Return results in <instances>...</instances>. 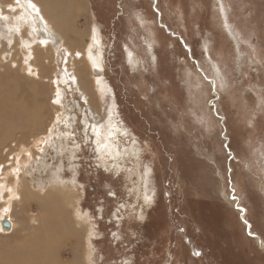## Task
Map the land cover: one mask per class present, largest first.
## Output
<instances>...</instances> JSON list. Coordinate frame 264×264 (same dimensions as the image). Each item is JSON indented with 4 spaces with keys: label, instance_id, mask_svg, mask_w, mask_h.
<instances>
[{
    "label": "rangeland",
    "instance_id": "rangeland-1",
    "mask_svg": "<svg viewBox=\"0 0 264 264\" xmlns=\"http://www.w3.org/2000/svg\"><path fill=\"white\" fill-rule=\"evenodd\" d=\"M34 2L47 27L27 0H0V75L23 84L5 108L0 78V113L37 102L43 117L21 142L0 115V220L14 225L0 255L44 246L59 210L63 239L38 264H264V0H71L61 30L53 0Z\"/></svg>",
    "mask_w": 264,
    "mask_h": 264
},
{
    "label": "bare ground",
    "instance_id": "bare-ground-1",
    "mask_svg": "<svg viewBox=\"0 0 264 264\" xmlns=\"http://www.w3.org/2000/svg\"><path fill=\"white\" fill-rule=\"evenodd\" d=\"M73 2H74V0H72ZM84 1L85 0H76V6H79V11H86V9H87V5H86V3H84ZM73 2H71V0H55V2H54V0H53V2H51V4L49 5V9L51 10V12L52 13H50V18L49 19H51L50 21H51V23H54V24H57L58 26H59V28L60 27H62L63 29H67L68 27V24H66L67 23V21H68V16H70L69 15V13H70V11H71V5H72V3ZM44 3V2H43ZM42 4V3H41ZM76 6H75V9H76ZM42 8V7H41ZM78 8V7H77ZM74 9V10H75ZM73 10V11H74ZM77 10V9H76ZM41 11H42V9H41ZM42 14V13H41ZM46 15V14H45ZM43 16H44V14H43ZM47 18V17H46ZM45 18V19H46ZM46 21H48V19L46 20ZM49 21V22H50ZM60 30H61V28H60ZM96 38V37H95ZM34 49V48H33ZM36 51V50H35ZM38 51V50H37ZM46 52V51H45ZM44 52V53H45ZM8 53V52H7ZM12 54H14V53H12ZM41 54V53H40ZM46 54V53H45ZM36 55V54H35ZM39 55V54H38ZM37 55V56H38ZM44 55V54H43ZM50 55V54H49ZM40 56V55H39ZM38 56V57H39ZM90 56V55H89ZM93 56V55H92ZM91 56V57H92ZM41 57H42V54H41ZM29 58V57H28ZM96 58V57H95ZM11 59V58H10ZM37 59V58H36ZM89 59V58H88ZM91 59V58H90ZM100 60V59H99ZM41 61V60H40ZM92 61V60H91ZM90 61V62H91ZM96 61H98V60H96ZM3 62V61H2ZM21 62V61H20ZM98 63V62H97ZM3 64H5V63H2V65ZM21 65V64H20ZM30 65V64H29ZM45 65V64H44ZM46 66V65H45ZM4 67H8V66H4ZM13 69V68H12ZM28 69H29V67H28ZM1 70V69H0ZM4 70V69H3ZM15 70V69H14ZM19 70V69H18ZM21 70V69H20ZM36 70V69H35ZM43 70V69H42ZM41 70V71H42ZM45 70V69H44ZM17 71V70H16ZM45 71H47V70H45ZM6 72V71H5ZM10 73V72H9ZM18 73H19V71H18ZM27 74V73H26ZM39 75V74H38ZM8 76L9 75H7L6 73H2L1 75H0V78H1V80H2V92H3V98H2V107L4 106L5 108H8L9 106H11V103H12V98L13 97H11L10 96V94H11V92H13V90L15 89V91L17 92V91H21L22 92V87H23V84H20L18 81H17V78H13V77H15V76H17V75H10L9 76V79H8ZM21 76V75H20ZM36 76V75H35ZM46 76V75H45ZM23 77V76H22ZM21 78V77H20ZM44 78V77H43ZM19 79V78H18ZM23 80H25V79H23ZM31 80V79H30ZM39 80V79H38ZM37 80V81H38ZM41 80V79H40ZM32 81V80H31ZM26 82H28L27 81V79H26ZM20 84V85H19ZM20 87H19V86ZM46 85V84H45ZM86 85V87H88L89 88V83H86L85 84ZM17 86L19 87L18 89H16L17 88ZM34 87V86H33ZM84 88V87H83ZM87 88V89H88ZM102 88H104V86L102 87ZM38 89V88H37ZM86 89V88H85ZM0 91H1V89H0ZM33 91H34V89H33ZM36 91V90H35ZM42 91V90H41ZM15 93V92H14ZM14 93H13V95H14ZM94 93V92H93ZM26 94V93H25ZM91 94V93H90ZM12 95V96H13ZM17 94H15V96H16ZM85 95V94H84ZM89 95V93L87 94V96ZM44 96V95H43ZM18 97V96H17ZM19 97H21V95L19 96ZM35 97V96H34ZM41 97V96H40ZM39 97V98H40ZM86 97V96H85ZM22 98V97H21ZM30 98V97H29ZM33 98V97H32ZM14 99V98H13ZM36 99V98H35ZM91 99V98H90ZM15 100V99H14ZM17 101H18V99H16ZM32 101V100H31ZM15 102V101H14ZM14 102H13V105H14ZM40 103V102H39ZM16 104H18V103H16ZM24 104V105H23ZM23 105V106H22ZM47 106V105H46ZM45 106V107H46ZM90 106V105H89ZM14 107V106H13ZM10 108H12V107H10ZM42 108V105L41 104H38L37 102H36V104H30V106H27L25 103H20V104H18L17 105V108H15L14 110H12V111H7L6 113L4 112V114H1L0 113V115H5L6 114V117L8 116V117H10V118H15V119H17V122H16V120L15 119H13V121L12 122H16L15 123V128L16 129H20L21 131H18V135H17V139H20L21 140V142H24L25 141V139H29L30 138V136H32L33 135V129L34 128H36V127H38L39 126V122L43 119V117H41V116H38V115H30V114H32L31 113V110H35L36 111V114H37V111H39L40 109ZM48 108V107H47ZM44 109V108H43ZM42 109V110H43ZM41 110V111H42ZM48 110V109H47ZM4 111V110H3ZM45 111V110H44ZM3 113V112H2ZM10 114V115H9ZM11 114H13V115H11ZM38 114H40V113H38ZM42 115H43V113H42ZM46 115H47V113H46ZM44 116H45V114H44ZM3 117H5V116H3ZM2 117V118H3ZM9 119V118H8ZM2 120V119H1ZM10 120V119H9ZM8 120V121H9ZM15 120V121H14ZM4 121V120H3ZM11 121V120H10ZM2 122V121H1ZM12 122L10 123V124H12ZM0 124H2V123H0ZM9 124V123H8ZM69 124V123H68ZM70 125V124H69ZM6 126H8V125H6ZM5 126V127H6ZM12 126V125H11ZM94 126V125H93ZM5 127H4V129H5ZM13 127V126H12ZM15 128H12L11 130V132L12 133H14L13 131V129H15ZM98 128V127H97ZM7 129V128H6ZM16 129H15V131H16ZM10 130V129H9ZM97 130V129H96ZM108 130V129H107ZM6 131V130H5ZM0 132H2V129H1V131ZM10 132V131H9ZM108 132H110V131H108ZM107 132V133H108ZM3 133V132H2ZM12 133H10V135L12 134ZM111 133V132H110ZM15 134V133H14ZM5 135V134H4ZM13 135V134H12ZM106 135V134H105ZM1 136V135H0ZM108 136V135H107ZM10 137V136H9ZM12 137V136H11ZM67 138V137H66ZM1 139V138H0ZM10 139V138H9ZM9 139H7V140H9ZM31 139V138H30ZM14 139H12V141H13ZM10 141V140H9ZM6 142V141H5ZM103 143V142H102ZM3 144V143H2ZM112 144V143H111ZM6 145V144H5ZM106 145L108 146L109 144H108V142L106 143ZM110 146V145H109ZM2 147H3V145H2ZM16 147H17V145H16ZM111 147V146H110ZM113 148H114V146H112ZM117 147H118V145H117ZM75 148H77V147H75ZM30 149V148H29ZM110 149V148H109ZM112 149V148H111ZM115 150V149H114ZM112 151V150H111ZM17 152V151H16ZM117 152V151H116ZM19 153H20V151H19ZM25 153V152H24ZM23 153V154H24ZM111 153V152H110ZM24 155H26V154H24ZM32 155V154H31ZM19 158V157H18ZM20 160V159H19ZM1 176V175H0ZM6 177V176H5ZM10 182H11V180H10ZM7 184V183H6ZM8 185V184H7ZM14 186V185H13ZM1 187V186H0ZM21 187V186H20ZM2 188V187H1ZM4 188V187H3ZM11 188H13V187H11ZM19 188V187H18ZM56 189V188H55ZM63 191V190H62ZM67 193V192H66ZM10 195H11V193H10ZM43 195V194H42ZM41 195V196H42ZM59 196V195H58ZM12 197V196H11ZM49 197V196H48ZM61 197V196H60ZM50 199H51V201H52V203H53V201L54 202H56V203H58L59 201H57L56 200V198H57V196H56V194L54 195V196H51V197H49ZM48 198V199H49ZM63 200L62 201H64L65 200V203H66V201H68V199H69V197H68V195L67 194H64L62 197H61ZM61 200V199H60ZM67 204V203H66ZM63 205H61V207H62ZM66 207L64 206L63 207V209L62 210H64ZM67 209V208H66ZM59 210H55V211H53L52 212V214H51V228H48L47 226H46V231L43 233V235L47 238V240H46V242H45V244H44V246L43 245H41L39 248H36V249H30L29 251H28V254L26 255V256H23V255H19L17 252H15L16 250H14V249H9V250H5V251H3L2 252V254L0 255V264H38L40 261H43L44 260V258H48V257H52V258H54L53 257V255H54V253H55V251H54V249H55V246L63 239L62 238V236H64V233H65V230L64 231H59V229L61 228L59 225H60V223L59 222H61L60 221V217H59ZM4 215H6V214H4ZM11 221V220H10ZM41 221V220H40ZM43 221V220H42ZM63 221H64V219H63ZM34 222V221H33ZM65 222V221H64ZM11 223H12V229H13V227H14V225H13V221H11ZM38 223V222H37ZM44 223V222H43ZM45 225H47V224H45ZM75 226H76V224H75ZM60 227V228H59ZM65 227V226H64ZM50 232H53L54 234H50ZM68 233H70V232H68ZM67 234V233H66ZM73 234L74 235H76V234H78L77 232H73ZM53 235V236H52ZM70 235V234H69ZM79 235V234H78ZM71 236V235H70ZM18 237V236H17ZM28 238V237H27ZM26 238V239H27ZM22 239V238H21ZM29 239V238H28ZM70 239H72L74 242H75V244L77 243V245H78V247L81 245V236H78V237H76V238H70ZM25 243V242H24ZM26 245H28V244H26ZM25 247H27V246H25ZM30 248V247H29ZM76 249V248H75ZM23 251V250H22ZM26 252V251H25ZM78 254L76 253V256H77ZM83 257V256H82ZM56 260V259H55ZM83 263V261H81V257H80V255H78L72 262H63L62 260H58L57 262H55V264H82Z\"/></svg>",
    "mask_w": 264,
    "mask_h": 264
},
{
    "label": "snow or ice",
    "instance_id": "snow-or-ice-1",
    "mask_svg": "<svg viewBox=\"0 0 264 264\" xmlns=\"http://www.w3.org/2000/svg\"><path fill=\"white\" fill-rule=\"evenodd\" d=\"M15 4H16L17 6H21V0H15ZM23 7H26V8H28V9H30V10L34 13V15H35L36 17H39L40 20L43 21V22L45 23V27H47V22L44 21V17H43L42 14H41V8L38 7L37 3H35L34 0H27L26 5H23ZM9 10L12 11V12H15V11H16V8L10 7ZM3 19H7V17L5 16V17H3ZM39 43H40L41 45L47 46L48 41H47L46 39H42V40L39 41ZM68 55H71V53H69ZM75 55L79 58V57L81 56V53L77 52ZM90 58H91V57H90ZM153 59H154V57H153ZM130 62H131V61H130ZM27 63H28V61H25V64H27ZM65 65H67V60H66V59H65ZM12 67L15 68V67H17V65L13 64ZM93 67L96 68V69L98 70V72H99V71H103V69H102L98 64H96L95 62H93ZM28 74H29V75H34V73L32 72L31 68L28 69ZM75 79H76V78H75L74 76L71 77V80H72V81H75ZM66 83H67V81H66ZM51 103L54 104V105H61V106H62V101H61V98H60V93H59V91L56 92V98L53 99V100L51 101ZM85 103H87L86 100H85ZM85 115H86V114H85ZM53 122H54V123H59V122H60L59 112L57 113V116L54 117ZM48 131L51 132L52 129H48ZM73 136H74V133L69 134V138H70V139H71ZM45 143H46V141H45ZM77 147H80V146L77 145ZM29 155H31V153H29ZM9 159H12V157H9ZM17 159H18V158H17ZM97 167H99V165H97ZM3 168H4V165H3V164H0V170H2ZM103 170H104L105 172H109V171H110V169L107 168V167H105ZM16 171H17V173H18V172H19V169H17ZM9 191H10V190H9ZM232 191L234 192L235 190L232 189ZM109 195L114 196L115 193H113V192H109ZM15 198H16V199H19L18 196L15 197ZM231 199H232L233 201H235V200H236V196L233 195V196L231 197ZM151 202H152V201H151V197H149V196H145V197H144V204L147 205V204H149V203H151ZM238 210H239L240 212H244V211H246V209H244V208H239ZM5 211H7V209H5ZM80 219H83V217H80ZM245 224L247 225V221H245ZM249 227H250V226H249ZM195 255L199 256L200 253H199V252H196Z\"/></svg>",
    "mask_w": 264,
    "mask_h": 264
},
{
    "label": "water",
    "instance_id": "water-1",
    "mask_svg": "<svg viewBox=\"0 0 264 264\" xmlns=\"http://www.w3.org/2000/svg\"><path fill=\"white\" fill-rule=\"evenodd\" d=\"M156 3H157V0H154V4H155V5H156ZM156 10H157V9H156ZM158 14H159V17H161V14H160L159 12H158ZM160 25L163 26V27L166 29V31H167L168 33H171V32L169 31L168 27L164 26V25L161 24V23H160ZM171 34L175 36V34H173V33H171ZM182 42H184V41H182ZM186 49H187L188 51H190V48H189V47H186ZM200 70H201V69H200ZM213 87H214V90L216 91V84H215L214 81H213ZM226 140H227V138H226ZM235 207H236L237 209H239V208H243V207H241V206L238 204V199H237V201H236ZM245 215H246V211H244V212H240V216H241V219L243 220V222L247 221ZM0 225H1L2 230H4L5 232H10V231L12 230V223H11V221H10V218H9V215H8V214H6V215L4 216V218H2V219L0 220ZM246 226H247V233H248L249 235H251V236L257 238V240H258L260 246H262V244H261V243H262V239H261V237L258 236V235L253 234V233L250 231V227H249V226H251V225H250V223H249L248 221H247V225H246ZM262 247L264 248V246H262Z\"/></svg>",
    "mask_w": 264,
    "mask_h": 264
},
{
    "label": "trees",
    "instance_id": "trees-1",
    "mask_svg": "<svg viewBox=\"0 0 264 264\" xmlns=\"http://www.w3.org/2000/svg\"><path fill=\"white\" fill-rule=\"evenodd\" d=\"M251 237V236H250ZM251 238H253V237H251Z\"/></svg>",
    "mask_w": 264,
    "mask_h": 264
}]
</instances>
